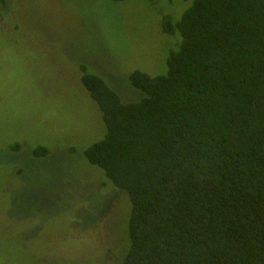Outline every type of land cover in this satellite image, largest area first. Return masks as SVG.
Segmentation results:
<instances>
[{
	"label": "trees",
	"instance_id": "1",
	"mask_svg": "<svg viewBox=\"0 0 264 264\" xmlns=\"http://www.w3.org/2000/svg\"><path fill=\"white\" fill-rule=\"evenodd\" d=\"M183 1L166 73L132 72L135 98L79 65L104 126L83 155L127 200L108 264H264V0Z\"/></svg>",
	"mask_w": 264,
	"mask_h": 264
},
{
	"label": "rangeland",
	"instance_id": "2",
	"mask_svg": "<svg viewBox=\"0 0 264 264\" xmlns=\"http://www.w3.org/2000/svg\"><path fill=\"white\" fill-rule=\"evenodd\" d=\"M189 2L0 0V264L106 258L101 243L127 200L83 155L104 126L79 65L130 101L132 72L166 73L176 47L162 20Z\"/></svg>",
	"mask_w": 264,
	"mask_h": 264
},
{
	"label": "flooded vegetation",
	"instance_id": "3",
	"mask_svg": "<svg viewBox=\"0 0 264 264\" xmlns=\"http://www.w3.org/2000/svg\"><path fill=\"white\" fill-rule=\"evenodd\" d=\"M96 223H98V221L96 222ZM98 225H103L104 227H105V224H102L101 222L98 224ZM105 230V229H104ZM107 240V239H106ZM110 245V241H108V244H106V245H104L103 244V242L101 243V246H109ZM103 249H104V247H102ZM101 248V249H102ZM106 251V255H108V252H109V249H108V252H107V250H105ZM101 253V252H100ZM100 257H101V255H100ZM101 259V258H100ZM110 259V257L109 256H106V258H103V259H101L100 261H99V263L98 264H108V263H110L111 261V259Z\"/></svg>",
	"mask_w": 264,
	"mask_h": 264
}]
</instances>
